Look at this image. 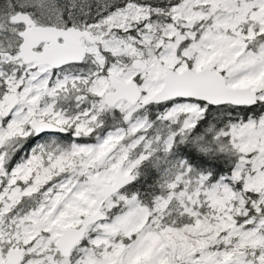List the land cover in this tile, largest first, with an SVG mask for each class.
I'll list each match as a JSON object with an SVG mask.
<instances>
[{
	"label": "snow or ice",
	"instance_id": "1",
	"mask_svg": "<svg viewBox=\"0 0 264 264\" xmlns=\"http://www.w3.org/2000/svg\"><path fill=\"white\" fill-rule=\"evenodd\" d=\"M0 264H264V0H0Z\"/></svg>",
	"mask_w": 264,
	"mask_h": 264
}]
</instances>
